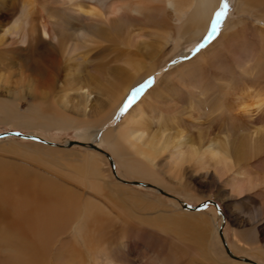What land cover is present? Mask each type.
Wrapping results in <instances>:
<instances>
[{"label": "rangeland", "instance_id": "1", "mask_svg": "<svg viewBox=\"0 0 264 264\" xmlns=\"http://www.w3.org/2000/svg\"><path fill=\"white\" fill-rule=\"evenodd\" d=\"M24 1L0 0V133L19 131L50 143L0 137V175L5 176L0 179H6L4 184H9L8 189L13 191L12 187L17 189L20 185L65 187L72 206H67L66 213V206L62 207L63 212L51 203L54 197L35 202L42 207L46 205L43 210L38 208L39 214H44L41 221H36L42 230L35 236L38 245L44 247L36 246V251L25 252L27 249L21 248L23 245L16 237L0 236V264H248L242 258L250 260V264L253 260L264 264V105L260 109L255 106L243 109L239 99L245 87L264 92V20L260 17L264 15V3L249 2L253 12L240 13L238 0H227L228 9L221 15H225L222 21L226 18L236 25L235 51L221 50L225 40L220 38L229 32V24V28H219L210 48L207 47L211 43L198 53V58V54L193 56L191 50L206 35L212 14L198 37L189 41L182 39L175 49V41L168 40L160 50L162 57L169 55L161 60V56L152 58V51L160 45L154 35L138 37L134 47L120 39L93 37V43L63 56L59 72L51 73L52 87L38 89L32 78L46 72H19L18 68L24 65L34 68L38 62L41 64L48 55H39L41 53L33 49L42 51L45 44L37 40L19 49L1 44L6 39L3 37L5 29L15 24L27 28L21 10ZM61 2L33 0L32 23L39 22L42 10L48 14L50 9L62 10L64 13L59 12L62 25L54 18H46V13L45 20L55 31L69 32L66 28L71 27L74 20L66 13L68 1L62 5ZM242 3L245 4L244 0ZM238 4L241 5L240 0ZM86 5L88 8L97 6L85 2L84 7ZM136 31L145 32L142 27ZM211 52L217 53V57L210 59ZM184 54L188 55L187 60L182 58ZM192 59L195 60L189 63ZM138 61L142 66L156 65L140 82L149 77L154 80L141 94L137 101L139 109L135 112L146 118V140L162 132L173 135L181 131L186 145L198 147L203 143L204 149L206 139L228 135L227 141L234 143L237 153L230 156L235 167L233 172L218 176L206 160L199 165L196 160L187 158L174 168L171 147L147 153L150 157L146 158L152 159L149 162L155 165L151 175L123 170V165L101 139L108 129L124 124L127 112L118 116L117 111L141 75L127 78L133 73V70L128 71L129 64ZM255 64L258 69L251 71ZM123 83H128V91L114 107L112 89ZM256 128H262L263 133L255 139ZM241 139L246 141L239 143ZM70 140L99 146L113 159L116 173L112 172L103 153L97 151L99 155L91 160V164L100 169L99 183L103 188L92 191L88 176L79 175L82 182L78 180L75 168L86 167L88 153L96 150H90L85 144L62 146ZM119 155L120 161L128 159L127 154L121 155V149ZM137 158L133 159V167L147 169L149 162L143 165L137 163ZM241 168L251 180L245 186L250 190L236 193L233 185L238 180L234 179L237 176L234 173ZM116 175L126 181L140 178L143 183L153 184L170 196L159 193L154 187L121 182ZM17 196L28 199L18 192ZM208 200L212 202L195 212L182 206V203L196 206ZM84 207L88 215L96 211L100 218L101 225L93 227V234L83 235L74 229L87 214L82 210ZM101 211L105 212L101 215ZM2 221L0 226L6 224ZM221 226L223 239L218 233ZM213 232L217 235V245L210 240ZM224 243L234 258L228 254ZM216 250L223 251L228 262L232 261H222Z\"/></svg>", "mask_w": 264, "mask_h": 264}, {"label": "bare ground", "instance_id": "2", "mask_svg": "<svg viewBox=\"0 0 264 264\" xmlns=\"http://www.w3.org/2000/svg\"><path fill=\"white\" fill-rule=\"evenodd\" d=\"M65 1H68L69 3L66 4L67 6H69V10L66 13L69 14L68 16L71 18V20H74L71 27L67 26L68 28H66L69 32L61 34L63 31H59V32L55 31L53 28H51L48 25V23L45 20L44 13H46L47 16L46 18L48 19L54 18L56 20V23L62 25V22L60 21L61 20L60 17L62 15L59 13L62 12V10L57 12L56 9H50L49 14L47 13V11L44 12L42 10L41 19L39 20V22H37L36 24L32 23L33 20L31 19V16L33 13L32 12L33 0H25L24 2L26 3L24 4V8H22L21 10H23V16H25L26 19L25 24L27 25V28L25 29V25L21 26L20 24H15L13 28L5 29L3 33V37L5 36L6 39L2 40L1 44L5 45L7 48L13 47L19 49L20 47H22L23 44H26L28 46L31 43H35L37 40L45 44V46L42 48V51L38 50L37 48L33 49V51L35 50L41 53L39 55L42 54L48 55L46 58L44 57L41 64L38 62L34 68H30L25 65L18 68L19 72H46V73H42L43 74L42 77H40L42 75L41 74L40 76H35L32 78L33 84L38 89L41 87L47 88V86L52 87L53 85L52 72H59L61 66V60L63 56L75 52L85 47L87 44L93 43L94 38L96 37H100L112 41H119L120 39L126 45L128 46L130 45L131 47H134L137 42L136 39H138V37L146 36V35H152V36L154 35L157 37V41L161 46L158 45V48L152 51L153 53L152 58H156V57L159 58L162 55L160 49L164 47V45L168 40L175 41L176 43V46L174 47L175 49L176 47L178 48V46L182 43L181 42L182 39H186V41H189L192 40L193 38L198 37L202 32H204L208 18L211 17V15L217 9L220 0H120V1L62 0L63 3ZM253 1L256 3L260 2L261 4L264 3V0H244V3L246 4L245 5L242 3L243 0H240L241 3L240 5L238 4L239 2L238 0L237 1L238 11L240 13H249L251 11L253 12V8H250L251 6H248L249 5L248 3ZM62 2L61 5L63 4ZM85 2L89 4H96L97 6L96 7L90 6V8H88V5H86V7H84ZM261 15L260 17L264 20V15L263 16ZM66 22L67 21L65 20V23ZM232 23L233 22H230L228 19L225 18L220 25V28L225 27V29L229 28L231 25V27L229 28V32L227 34L223 33V36H221L220 38L222 40H225V43L223 44L221 50L225 48L228 50V52L235 51L236 50L235 44L237 43L236 35L238 31L236 33V31L234 30L236 25L234 23L232 25ZM141 27L144 28L145 32L139 33V31L138 32L136 31ZM147 28H150L151 30L147 32L146 31ZM58 34L60 35L56 36ZM27 35L29 38H27ZM191 35H193V37L189 38ZM210 46H212V43L207 48H210ZM237 46H238L237 48L239 49L240 46L239 45ZM167 55H169V53ZM167 55L165 57H167ZM198 56L199 54L196 55L197 58ZM165 57L161 56L160 60L164 59ZM215 57H217V53H212L210 59H214ZM194 60L195 59H192L191 61H189V63H191ZM216 61L218 62L219 59L217 58ZM153 66L155 68L156 65L144 66L143 64L142 66L140 61H138V63H133V62L130 63L129 64L130 69H128V71L129 73H131L133 70V73H131V76L128 75L127 77L128 80H130L131 77L141 73V75L137 77V79L134 81L132 86H136L138 83L144 80L151 71V69L153 68ZM256 69H258V65L256 64L253 67H251V71H254ZM131 81L133 82V79ZM129 83L131 84V82ZM128 87H129L128 83H123L119 86L116 85L113 87L112 89L113 92L111 96L114 100L113 101L114 107L117 105V103L121 102L123 96L128 91ZM114 90H117V93ZM239 97L243 109H248L251 106H255L260 109L264 105V92L263 93L259 91L257 92L249 87H245V89L241 92ZM138 109H139V105L137 103L130 111L127 112V115L123 122L124 124L119 123L118 127L111 128L110 130L108 129L103 133L101 139V142L104 143L106 148L110 150V152L114 156H116L120 165L121 166L123 165L122 167L124 171L135 170L134 173H136V171H140V172L142 171L143 173L151 175V173H153V166L155 167V165L149 162L152 159H148L150 155H148L147 153L151 151L158 153L160 148L167 149L169 147H171L173 151L172 156L174 158V162L172 163L173 165L172 167L174 168L179 167L182 164V162L185 161V159L187 158L189 159V161L196 160L199 165H202V161L206 160L208 165L212 166V168L214 169L215 173H217V175L223 174L225 172L234 171L235 168V167L233 168L234 163L232 162L231 160L232 158L230 156L231 153H234L235 156L237 153H236V148H234L235 146L234 143L230 144L229 141H227L228 135H225L222 138L214 136L209 139H206L205 144L207 145L204 147V149H202L203 143H200L198 147H196L193 144L186 145L183 139V133H181V131L175 132L173 135L172 134L168 135L169 133H167V131L162 132L159 133L157 137L154 136L155 138L146 140V131H147V127L145 123L146 118H144V115L142 113L140 114H138L139 112L135 113L136 110ZM254 130H255V134L253 135V138L255 136V139L257 135L263 133L262 128L259 129L256 128ZM243 141L246 140L241 139L239 143H242ZM119 149H121V155L123 157L126 154L128 155L127 156L129 159V160L127 159L128 161L127 160L120 161ZM90 150L95 151V149L92 148ZM124 151L127 153H125ZM96 152L90 151L88 153L89 157L85 161L86 167L79 169L75 168L78 172L77 175L79 179L77 177L75 178L80 180L81 178L79 175H81L82 177L88 176L91 179L92 182L90 184V187L92 188V191L93 189L98 190L103 188L102 183L101 184L99 183V180L101 179L100 169L96 168V166L91 164L92 162L91 160L97 155H99L98 154L99 152L97 153ZM135 157H139L137 158L138 159L137 163H142L143 165H145L148 161L149 163L147 164V169L138 168V167L134 168L133 159H135ZM234 174L237 175L234 179L238 180V182H234L233 185V189L236 191V193H241L246 190H250V189H245V186L251 183V180L246 176L245 169L241 168L237 170V172ZM3 175H0V178H4L5 176ZM141 175H140L141 178L145 177L144 175L143 176ZM5 181L6 179H0V223L2 220H3L2 222L6 221V224L3 223L0 226V230H1L0 236L2 237L11 236L13 238L16 237L18 241L21 242V245H23L21 246V248L27 249L24 250L25 252H27L28 250L30 252L36 251L37 250L36 246L43 248L44 246L41 247L40 245H38V241L35 238L36 234H38L39 231L42 230V227H40L39 226L40 224L38 225L36 221H39L42 218L41 216H43L44 214L43 213L40 215L39 209L42 208L45 209L46 205L42 207L39 206L38 204H35V202L37 203L41 199L46 201V199L50 197L51 198L54 197L55 200L53 198V202L51 203H54L56 205V208H58V210L59 209L62 210V207L65 209L67 206H72L71 201H69L70 200L69 198L71 196L68 194V191L65 189V187H59V186L44 187L43 184H38L35 187H32V185H23V186L20 185L17 186V189H15L16 186H14L12 187L14 188L13 191L11 190V188L8 189L9 184L5 185L4 184ZM138 181L142 182V179L139 178ZM150 185H151L150 187L152 188L154 187L157 190L159 189L158 187L156 188L155 185L153 184ZM17 192L20 194H25L28 197V199H25L26 197L24 196H21L20 198L19 196H17ZM95 192L97 193L98 191ZM12 193L15 195H13ZM86 207L81 209L85 212L86 210H88ZM53 209L55 208L53 207ZM68 209L69 207L66 208V213ZM46 211L49 212L47 209ZM62 211L64 212V210ZM191 211L195 212L196 210H191ZM95 212L96 211H90L89 215L87 212H85L87 214H84V216L81 217L82 219H80L79 222L77 221L79 224L76 222L78 226L76 225V227L74 228L75 231H77L80 234L82 233L83 235H89V233L92 232L94 233V230L92 231L93 227L96 226L97 228L98 226L101 225L100 218ZM101 212L102 213L100 214L102 215L103 212L105 211H101ZM43 221H45L44 218ZM222 227L218 229V233L223 239ZM27 231H29L30 233H28ZM30 236H32V238L34 237L33 240L30 239ZM216 236L217 235L213 232V236H211L210 239L211 242L214 243L215 245L218 244V240L216 239ZM83 238H85V236ZM40 242L42 241L40 240ZM215 252L220 254L221 257L220 259L222 261L228 262L227 258L223 256L224 254L223 251L218 252L216 250ZM228 254L231 255L229 252ZM231 256L234 258L233 255ZM10 257H12V255ZM241 260H243L248 264H250L251 262L250 260L245 258H242ZM253 264H258V263L255 262V260H253Z\"/></svg>", "mask_w": 264, "mask_h": 264}, {"label": "snow or ice", "instance_id": "3", "mask_svg": "<svg viewBox=\"0 0 264 264\" xmlns=\"http://www.w3.org/2000/svg\"><path fill=\"white\" fill-rule=\"evenodd\" d=\"M228 9V3L227 0H220V5L217 11L213 13V16L211 18L208 30L206 35H204L200 42L194 47L191 51L193 56L198 54L202 49L206 47L209 43L213 42L214 38L216 37L218 30L220 28V24L222 19L225 15H221L222 12H226ZM183 59L187 60L188 55L184 54L182 57ZM173 64L176 63V61H172ZM154 82L152 77H149L146 79L143 83H140L136 86H134L130 92L127 94L126 98L122 101L121 106L118 108L117 115L122 116L124 113L131 110L134 105L137 103V101L140 99L141 94L145 91V89H148L150 85H152ZM204 207H207V204L204 205Z\"/></svg>", "mask_w": 264, "mask_h": 264}, {"label": "water", "instance_id": "4", "mask_svg": "<svg viewBox=\"0 0 264 264\" xmlns=\"http://www.w3.org/2000/svg\"><path fill=\"white\" fill-rule=\"evenodd\" d=\"M7 136H14V137L25 138V139H33V140H36V141H42V142L50 143V142H48L46 140H43L41 137L34 136V135L29 134V133H22V132H19V131H9V132H1L0 133V137H7ZM84 144L86 146H88L89 148L95 149V150L103 153L108 158V160L110 162V166H111L112 172H115V165H114V162H113L112 158L110 157V155L107 152L103 151L101 148L97 147L96 145H94L92 143H88L87 144V143L79 142L77 140H74V141H71L70 140V141H67V143L63 144L62 146L70 147L71 145H84ZM116 178L118 180L124 182V183H129V184H132V185H139V186L141 185V186H147V187H150L151 186L150 184H144L142 182L135 181V180L134 181H126V180H123V179L119 178L117 175H116ZM158 192L161 193V194L170 196L167 192H165L162 189H158ZM211 202L212 201L208 200V201L203 202L201 204H198L196 206H190L188 204L182 203V206L186 210H199L206 203H211ZM220 231H221V229H220ZM225 248H226V250H228L226 243H225ZM228 252H229V250H228Z\"/></svg>", "mask_w": 264, "mask_h": 264}]
</instances>
